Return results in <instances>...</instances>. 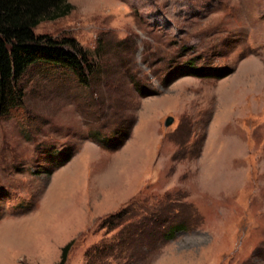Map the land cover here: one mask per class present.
<instances>
[{
    "label": "rangeland",
    "instance_id": "obj_1",
    "mask_svg": "<svg viewBox=\"0 0 264 264\" xmlns=\"http://www.w3.org/2000/svg\"><path fill=\"white\" fill-rule=\"evenodd\" d=\"M67 1L34 31L75 39L91 82L31 66L0 116V264L71 240L65 264H264V0ZM190 59L229 72L175 76Z\"/></svg>",
    "mask_w": 264,
    "mask_h": 264
},
{
    "label": "trees",
    "instance_id": "obj_2",
    "mask_svg": "<svg viewBox=\"0 0 264 264\" xmlns=\"http://www.w3.org/2000/svg\"><path fill=\"white\" fill-rule=\"evenodd\" d=\"M72 10L73 5L67 0H0V116L23 107L25 100L23 78L31 66L44 65L48 68L71 71L81 85H90L93 66L88 52L75 39L69 37L56 39L46 34H36L34 31L40 23L64 17ZM175 71V76L198 77H222L229 72L226 67H198L191 59L187 64L177 67ZM148 93H150L148 90L142 92L144 95ZM126 132H115V142H111L108 135L96 133L93 136L98 135L95 141L104 148L115 150L128 137ZM72 154V149L59 152L63 163L68 161ZM51 155L52 153L48 152L47 157L50 158ZM155 222L153 220L151 224L154 225ZM183 227V225L169 227L165 236L169 238L177 229ZM153 228L148 230L150 236L155 231ZM72 244L73 240L61 248L59 260L55 264H65Z\"/></svg>",
    "mask_w": 264,
    "mask_h": 264
},
{
    "label": "water",
    "instance_id": "obj_3",
    "mask_svg": "<svg viewBox=\"0 0 264 264\" xmlns=\"http://www.w3.org/2000/svg\"><path fill=\"white\" fill-rule=\"evenodd\" d=\"M173 117L172 116H167L166 119L164 120V126L168 127L173 123Z\"/></svg>",
    "mask_w": 264,
    "mask_h": 264
}]
</instances>
